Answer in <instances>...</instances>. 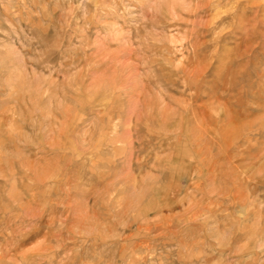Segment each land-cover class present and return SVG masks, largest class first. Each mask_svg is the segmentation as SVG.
Wrapping results in <instances>:
<instances>
[{
  "label": "rangeland",
  "instance_id": "374dc122",
  "mask_svg": "<svg viewBox=\"0 0 264 264\" xmlns=\"http://www.w3.org/2000/svg\"><path fill=\"white\" fill-rule=\"evenodd\" d=\"M0 264H264V0H0Z\"/></svg>",
  "mask_w": 264,
  "mask_h": 264
}]
</instances>
